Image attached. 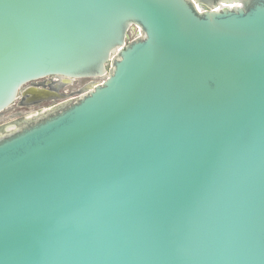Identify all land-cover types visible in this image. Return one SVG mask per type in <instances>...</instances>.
Returning a JSON list of instances; mask_svg holds the SVG:
<instances>
[{
    "label": "water",
    "instance_id": "obj_1",
    "mask_svg": "<svg viewBox=\"0 0 264 264\" xmlns=\"http://www.w3.org/2000/svg\"><path fill=\"white\" fill-rule=\"evenodd\" d=\"M134 36L130 37V32ZM0 264H264V0H0Z\"/></svg>",
    "mask_w": 264,
    "mask_h": 264
},
{
    "label": "rangeland",
    "instance_id": "obj_2",
    "mask_svg": "<svg viewBox=\"0 0 264 264\" xmlns=\"http://www.w3.org/2000/svg\"><path fill=\"white\" fill-rule=\"evenodd\" d=\"M134 32H130V37L134 36ZM103 77L101 78H82V79H72L70 82L64 83L61 82L60 87L55 88L58 93H60L59 97H53V98H48V99H39V100H34V101H29L27 100V96L23 95L21 92L18 94L17 99L14 101L12 105H10L8 108L0 112V123L8 121L10 119H13L17 116L24 115V114H29L39 108H44L47 106H50L63 98L69 97V96H74L82 92L85 88L86 85L97 82L102 80ZM51 79V78H50ZM47 80L46 78H41L37 80H33L27 84H25L22 89H24L27 86H43L45 81ZM49 87V86H47ZM51 88V87H49Z\"/></svg>",
    "mask_w": 264,
    "mask_h": 264
},
{
    "label": "bare ground",
    "instance_id": "obj_3",
    "mask_svg": "<svg viewBox=\"0 0 264 264\" xmlns=\"http://www.w3.org/2000/svg\"><path fill=\"white\" fill-rule=\"evenodd\" d=\"M48 77H52L51 79H50V81L52 82V83H60L61 82V84H62V82H64V83H67V82H70L72 79H74V78H66V77H64V76H58V75H53V76H48ZM46 78V77H45ZM91 84H93V83H90V84H88V85H86L84 88H88ZM45 93V95L43 96V99H48L50 96V94H48V90L47 89H45V91H44ZM56 97H59L60 96V94H56L55 95Z\"/></svg>",
    "mask_w": 264,
    "mask_h": 264
},
{
    "label": "flooded vegetation",
    "instance_id": "obj_4",
    "mask_svg": "<svg viewBox=\"0 0 264 264\" xmlns=\"http://www.w3.org/2000/svg\"><path fill=\"white\" fill-rule=\"evenodd\" d=\"M52 78V77H51ZM46 83H44V85L43 86H38V87H43V88H46L47 90H48V94H50L49 96V98H53V97H56L55 95L56 94H60V93H58L57 91H56V89L55 88H58V87H60V84L59 83H52L51 81H50V77H47V80L45 81ZM47 86H49V87H51V88H49V87H47Z\"/></svg>",
    "mask_w": 264,
    "mask_h": 264
}]
</instances>
